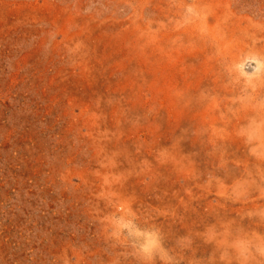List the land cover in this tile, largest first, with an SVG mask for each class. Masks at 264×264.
Segmentation results:
<instances>
[{
    "label": "rangeland",
    "instance_id": "rangeland-1",
    "mask_svg": "<svg viewBox=\"0 0 264 264\" xmlns=\"http://www.w3.org/2000/svg\"><path fill=\"white\" fill-rule=\"evenodd\" d=\"M0 264H264V0H0Z\"/></svg>",
    "mask_w": 264,
    "mask_h": 264
}]
</instances>
